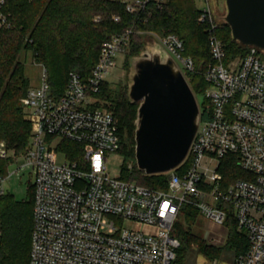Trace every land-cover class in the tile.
Segmentation results:
<instances>
[{
  "label": "built area",
  "instance_id": "2783aa9c",
  "mask_svg": "<svg viewBox=\"0 0 264 264\" xmlns=\"http://www.w3.org/2000/svg\"><path fill=\"white\" fill-rule=\"evenodd\" d=\"M123 1L127 12L136 13L149 2L161 6L166 0ZM197 1L202 2L200 21L207 27L211 62L197 65L176 34H155L186 79V74L202 75L207 103L203 113L199 106L197 133L184 161L169 172L166 189L112 178L107 172L106 154L121 146L118 120L99 105L97 96L116 57L127 54L131 29L113 33L102 43L87 79L70 72L61 95L52 92L47 68L35 63L41 83L29 87L21 99L32 126L30 146L0 173L4 195L5 181L13 173L32 169L29 264H180V242L172 231L185 205L224 228L231 214L246 235L248 248L223 264H264V50L248 46L244 55L228 58L215 33L212 3ZM5 3L0 0V28L11 26ZM113 19L120 21L119 16ZM52 137L80 144L82 162L59 163L46 146ZM228 156L237 157L244 173L231 182L220 171ZM7 157L8 149L0 142V158ZM22 158L25 164L10 172ZM186 160L189 165L181 173Z\"/></svg>",
  "mask_w": 264,
  "mask_h": 264
},
{
  "label": "trees",
  "instance_id": "16d2710c",
  "mask_svg": "<svg viewBox=\"0 0 264 264\" xmlns=\"http://www.w3.org/2000/svg\"><path fill=\"white\" fill-rule=\"evenodd\" d=\"M4 10L10 15L11 26L0 28V142L8 149L7 159L0 160L2 174L14 156L28 150L31 141L30 121L26 119V111L21 104L29 88L21 60L23 51H30L33 61L47 68L48 82L55 95L63 93L70 72L87 79L98 60L102 43L111 34L127 29L133 31L126 54L128 63L129 57L140 54L146 45L139 32L160 37L176 34L184 42L185 54L191 56L197 65L212 61L208 31L200 21L197 0H166L161 6L149 2L136 13L127 12L123 0H6ZM114 16H119L120 21L115 22ZM215 33L224 44L228 58L247 52L248 46L233 39L226 22L218 25ZM188 77L193 92H202L205 88L202 75L195 73L188 74ZM97 97L99 105L111 110L118 119L119 152L125 157L132 156L137 119L136 113L133 123V107H139V104L128 100L124 88H114L109 82H104ZM70 144L81 146L75 142ZM67 156L72 161H80L70 148ZM134 162L131 168L129 164L123 167L121 179L150 188H167L168 176L164 173L147 175L139 171ZM188 163L186 160L179 172H184ZM220 171L226 182L244 176L235 156L225 158ZM30 189L28 196L21 200L9 192L0 195V264H29L34 185ZM198 213L194 206L185 205L173 228L175 231L172 233L180 242L177 249L180 264H185L186 253L194 250V246H197L198 253L209 259L218 258L225 251L238 255L248 248L246 235L238 230L231 214L225 223L227 247L208 243L189 224L185 226ZM181 218L183 223L179 222Z\"/></svg>",
  "mask_w": 264,
  "mask_h": 264
},
{
  "label": "water",
  "instance_id": "95a60500",
  "mask_svg": "<svg viewBox=\"0 0 264 264\" xmlns=\"http://www.w3.org/2000/svg\"><path fill=\"white\" fill-rule=\"evenodd\" d=\"M233 39L264 50V0H225ZM128 100L139 104L135 162L150 175L166 173L186 158L200 122L196 96L176 62L155 43L129 58Z\"/></svg>",
  "mask_w": 264,
  "mask_h": 264
},
{
  "label": "rangeland",
  "instance_id": "374dc122",
  "mask_svg": "<svg viewBox=\"0 0 264 264\" xmlns=\"http://www.w3.org/2000/svg\"><path fill=\"white\" fill-rule=\"evenodd\" d=\"M213 7V14L216 19L217 25H223L224 22H226V15H227V6L225 0H210ZM202 2H198V6L201 7ZM227 23V22H226ZM228 24V23H227ZM142 36L141 40H146L147 46H153L155 43L160 44V42L155 37L154 33H145V32H139ZM161 45V44H160ZM144 50V48L141 50V52ZM25 51L22 52V54ZM140 52V53H141ZM139 55V54H138ZM138 55H131V56H138ZM130 56V57H131ZM22 57V55H21ZM129 57V58H130ZM129 60V59H128ZM127 56L126 55H118L116 57L115 66L112 68L110 73L107 76V80L112 87H122L124 88L128 93L129 88V76L131 73V67L129 63L127 62ZM187 78L188 74H186ZM193 85V84H192ZM195 96L198 102V105L200 106V109L203 113L205 108L207 107V103L204 100V94L203 92H195ZM25 109V108H24ZM138 111V105H135L133 107V123L135 120L136 113ZM26 119L29 120L26 116ZM118 120V119H117ZM31 125V123H30ZM32 128V126H31ZM72 142L68 140H64L60 137H52L47 138V147L51 148L53 152L56 155V159L59 163H65V162H71L72 159H70L67 156V150L69 148L74 151V156L82 162L83 160V149L81 146H76L70 144ZM69 147V148H68ZM132 152L133 155L130 157H125V155L122 152H115V153H107V172L110 177L116 178L120 177L122 173L123 167H126L128 164L129 168L133 165V162L135 160L134 158V151H135V143L133 139V145H132ZM22 155V154H21ZM19 156V155H17ZM16 156H14L15 158ZM0 160H6L1 159ZM12 161V160H11ZM10 161V162H11ZM9 162V163H10ZM8 163V164H9ZM135 163V162H134ZM25 164V159H20L18 164H13L10 167V172L15 171L18 166H22ZM214 167V166H212ZM170 172V171H169ZM169 172L164 173L166 176L169 175ZM32 169L31 167H22V169L19 172L13 173L6 181H5V188L6 190L13 195L17 200H21L28 196L30 192V188L33 185V176H32ZM180 218V217H179ZM182 220H179V222L183 223ZM178 221V219H177ZM177 223V222H176ZM175 223V224H176ZM190 225L193 230L201 235L203 238L206 239L208 243H211L213 245H220L227 247V235H228V229L227 226L225 228L220 226H214L212 223L207 220L205 217L202 216V214H194L192 218V222H186L185 226ZM175 227V225H174ZM175 230H173L174 233ZM197 246H194V250H190L186 253L185 258V264H223L225 261H231L233 258H235V254L231 253L230 251H225L220 255L218 258L209 259L204 255H201L196 251Z\"/></svg>",
  "mask_w": 264,
  "mask_h": 264
},
{
  "label": "crops",
  "instance_id": "0c3cea01",
  "mask_svg": "<svg viewBox=\"0 0 264 264\" xmlns=\"http://www.w3.org/2000/svg\"><path fill=\"white\" fill-rule=\"evenodd\" d=\"M21 60L24 63V72L29 80V87L38 86L41 83V69L33 61L31 52L30 51L24 52L22 54ZM212 225L214 224L212 223Z\"/></svg>",
  "mask_w": 264,
  "mask_h": 264
}]
</instances>
